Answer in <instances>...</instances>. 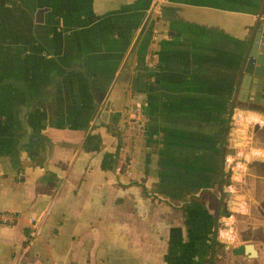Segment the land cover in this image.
Instances as JSON below:
<instances>
[{
    "label": "crops",
    "instance_id": "crops-1",
    "mask_svg": "<svg viewBox=\"0 0 264 264\" xmlns=\"http://www.w3.org/2000/svg\"><path fill=\"white\" fill-rule=\"evenodd\" d=\"M263 6L0 0V264H264V107L240 93Z\"/></svg>",
    "mask_w": 264,
    "mask_h": 264
},
{
    "label": "water",
    "instance_id": "water-1",
    "mask_svg": "<svg viewBox=\"0 0 264 264\" xmlns=\"http://www.w3.org/2000/svg\"><path fill=\"white\" fill-rule=\"evenodd\" d=\"M241 71L240 93L244 94L247 104L264 107V6L250 33ZM231 252L236 255L256 256L252 243L232 247Z\"/></svg>",
    "mask_w": 264,
    "mask_h": 264
},
{
    "label": "built area",
    "instance_id": "built-area-1",
    "mask_svg": "<svg viewBox=\"0 0 264 264\" xmlns=\"http://www.w3.org/2000/svg\"><path fill=\"white\" fill-rule=\"evenodd\" d=\"M166 0H151L152 10L155 14L162 9ZM129 116L139 124L143 123V106L137 104L133 109H129ZM232 215H221L218 218L217 227L215 230V239H218L225 245L229 246L233 239V234L231 232V225L233 223ZM15 220V215L8 213H0V223L1 224H10ZM39 233V224L35 221V219H30L28 238L31 240L35 238Z\"/></svg>",
    "mask_w": 264,
    "mask_h": 264
}]
</instances>
